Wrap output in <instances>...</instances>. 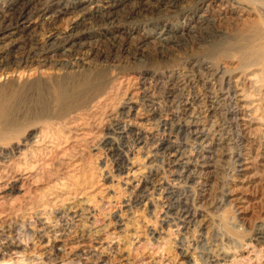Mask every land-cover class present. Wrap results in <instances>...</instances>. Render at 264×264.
Segmentation results:
<instances>
[{"label":"rangeland","instance_id":"obj_1","mask_svg":"<svg viewBox=\"0 0 264 264\" xmlns=\"http://www.w3.org/2000/svg\"><path fill=\"white\" fill-rule=\"evenodd\" d=\"M10 1L0 0V6L7 8ZM165 1L171 3L174 0ZM251 1L240 0L250 7L244 6L246 9L239 8L234 0H215L209 6L196 0H183L176 9H172L173 13L164 7L151 8V14L147 17L132 22L122 21V33L117 34L118 44H121L118 53L111 47L113 35H104L96 24L90 25L94 33H89L87 41L92 43L95 50L101 49L104 54H108V58L104 62L92 64L93 78L87 91L74 92L65 107L56 108L59 119L55 123L60 125H57L55 132L63 136L61 150L52 154L50 157L54 159H51V154L45 151L47 148L40 147L31 153V145L19 144L21 146L18 145L17 150L20 155L27 152L28 157L34 154L39 158L48 154L42 164L44 167L40 165L30 171L27 170L29 166L24 165L31 163L30 157L23 160V156L16 153L19 157L15 155L10 163L12 166L8 165V168L1 164L0 158V181L2 185L6 183L5 190L8 188L4 193L0 191V244L13 242L21 245L17 250L19 254L4 258L0 256V264L7 259H10V264L20 258L32 261L38 256L45 264H203L207 259L206 253L218 255L222 250L229 252V258L227 261L219 259L217 264H264V242L258 244L254 241L256 229L264 225V139L256 138L252 143L241 140L239 128L232 124L234 118L226 114V109L232 107L230 104L225 105L224 111L206 114L208 100L214 96L212 93L218 94L224 85L219 76L215 85L208 83L205 77L220 71L223 60L233 57L238 60L240 53L235 47L241 40V45L249 44L256 38V43L251 44L259 45L264 40V11L257 10V5ZM199 15L204 17L206 23L194 24L196 29L190 31V19ZM78 20L77 16H64L57 25L60 33L70 31ZM165 26L173 29L172 35L176 40L162 49L157 33ZM36 27L28 33L32 32L40 44L47 42L50 36L47 24H38ZM212 34L217 36L216 39H211ZM220 34L224 36L219 38ZM214 41L215 44L220 42L227 45L228 42L236 46L226 57V54L216 52ZM60 59L65 60L64 57ZM194 64L203 66L204 80L191 85L187 80L192 78L191 68L195 67ZM64 74V70L55 66L21 68L15 73L0 75V87H4L6 81L12 80L18 85L38 77L57 79ZM170 81L188 84L180 85V90L171 97L167 93ZM131 98L139 101L137 110L140 109V116L145 119L147 133L146 144L138 150L136 160L146 172L158 173L159 181L171 179L167 173L166 158L157 151L156 146L170 134L171 127H174L172 125L176 127L187 119L191 120L184 114L185 103L192 108L190 112L196 110L193 112L194 119L207 125L214 139L206 154L209 158L207 168L200 180L175 182L177 198L172 201L174 205L184 203L199 214L198 221L189 225L188 229L177 223L173 211L167 213L171 201H166L161 191L152 193V207L131 209L130 194L122 183L123 177H117L113 157L106 150L105 142L108 138L119 141L115 133L116 125L123 120V107ZM224 98L222 94V102ZM33 123L35 125H30ZM39 125L38 120L29 119L27 126L34 127L23 137L38 132L43 124ZM37 126L39 128L34 129ZM178 140L188 144V151L197 150L185 133H179ZM239 155L251 162V169L240 177L236 173ZM56 158H59L58 161ZM15 179L21 180L18 185L23 190L9 194L10 184ZM87 194L93 198L95 214L88 220L84 219L83 223L86 226L93 224L92 232L97 229H103V232L94 233L90 242L78 243L83 225L73 219L74 214L71 212L74 210L70 208H80V197L84 198ZM43 208L46 211L43 210L46 213L44 217L50 221L53 231L47 233L46 238L39 239L36 233L40 228V220L36 212L39 213ZM118 218L127 224L126 227L117 225ZM170 218L171 222L163 226V221ZM87 221L91 222L87 224ZM62 224L68 225L66 229ZM151 230H163L164 233L153 240L149 235ZM98 237L103 240L102 244L97 243ZM55 238L64 241L60 244L64 257L57 261L50 256L52 251L48 247L49 240ZM200 240L204 241L203 245L194 249ZM113 241L117 243L113 245ZM232 242H238L242 250L238 252L232 249ZM182 245L189 247L187 257L180 256ZM86 251L89 252L87 256L83 253ZM78 255L81 256L75 257Z\"/></svg>","mask_w":264,"mask_h":264},{"label":"bare ground","instance_id":"obj_2","mask_svg":"<svg viewBox=\"0 0 264 264\" xmlns=\"http://www.w3.org/2000/svg\"><path fill=\"white\" fill-rule=\"evenodd\" d=\"M164 1L165 0H75V2L73 1V3H70L69 0H11L7 8L0 6V75H6L9 72L15 73L21 68L27 69L31 66L60 67L65 73L63 77L57 79L54 78L55 80H47L46 78L38 77L30 82L27 81L18 85H16L15 82L12 83L11 80L9 82L6 81V85L3 83L4 87H0V158L2 165H7V168L9 167L8 165L12 166L10 163L12 159L19 154L17 146L21 143H23L24 146L31 145L30 147L33 148L29 150L31 153L40 147L47 148L45 151L51 154L49 155V158L51 159H54L50 157L53 156L52 154L61 150V138L63 136L60 137L61 135L59 134V136L57 135L58 133L55 132L57 125H60L55 123V120L57 121V119H59V116L56 114V108L59 109L65 107L69 103V100H71L74 92L78 93L87 91L91 86V78H93L91 68H93V65L96 62L101 63L108 58V54H104V51L101 49H99V51L95 50L92 43L87 41L89 33H94L91 32L93 28L90 25L96 24L97 27H99V31H102L101 33H104V35H106V33H108V35H113L110 39L112 44L111 47L113 51L118 53V49H121V44H118L119 36L117 34L122 33V21L132 22L135 19L147 17L148 14H151L150 9L155 7L158 9L163 7L168 8V12L173 13L174 11H172V9H176L177 4L183 0L170 1L171 3H167L166 1L165 3ZM196 1L202 3V5L207 3L206 5L209 6V4L215 0ZM234 1L238 4L239 8H245L244 6L250 8L248 4H242L240 0ZM251 2L252 4L257 5V10L260 9L264 11V0H252ZM67 15L77 16L79 20L72 25L73 27L70 31L60 33V29H58L59 27H57V25L61 19ZM189 22H191L188 25L191 29L190 31L194 28L196 29V25L194 24L200 25L206 23L204 22V17L202 15L193 17ZM38 24L40 26L47 24L50 29V36L47 38V42L45 41L43 44H40L36 40L32 32L28 33L37 28L36 25L38 26ZM172 33H174L173 29L167 26L157 33V40L162 49L167 48V45L175 42L176 37L173 36ZM223 36L220 34L218 37L220 38ZM216 37V35L214 36L212 34L211 39H216ZM261 39L259 41H261ZM255 40H257V38ZM255 40L252 42H255ZM237 42L239 43V41ZM213 43L215 44V41ZM251 43H242L240 46L238 44L237 48L235 47L237 52L240 53L239 57H237L238 60L234 59L235 57L223 60L220 71H217L214 74H209L208 76L206 75L207 77H205L206 79L208 78V83L215 85V81H218L216 78L219 76V79L222 80L224 85V88L219 91L218 94L212 93L214 91L211 92L214 96L210 97L208 100L206 114L210 115V113H219L224 111L226 104L232 105L228 110L226 109V114L227 116L229 115L234 118L232 124L239 128V132H241V140L244 143L253 142V139L256 138L264 139V40L261 41L259 45H256V42L253 44ZM226 44L227 45L220 44L219 42L215 44L216 46L214 45L215 48H213L217 50V53L220 52V54L227 55V53L231 52L236 45L233 46V44H228V42ZM113 46L117 48L114 49ZM228 55L226 57H229ZM61 57H64L65 60L62 61L60 59ZM194 66L195 67L191 68L192 78L187 80L191 85H195L196 82L204 80V73L201 70L203 66H197L196 64H194ZM76 68H78V71ZM81 71H83V73ZM174 81H170L167 88V93L171 97L174 96L176 91L180 90V85L188 84L183 81ZM222 94L225 96V98L222 99L223 102L221 101ZM138 104V100L131 98L125 107H123V120L116 125L115 132L119 136V143L108 138L105 142V147H107L106 150H108L113 157L112 162L116 172H118L117 177H123L122 183L130 194L131 209L152 207L153 202L150 198L152 197V193L154 194L161 191V193L165 195L166 201H171V204L169 203L170 206L168 205L167 213L173 211V215H175L178 220L177 223L185 227L184 229H188L187 227H189V225L198 221L199 214L194 208H191L184 203L179 202L174 205L172 201L177 198L175 182L188 183L200 180L203 172L207 168V159L209 158L206 154L208 153V149L211 148L214 139L206 128L207 125L202 124L203 122L200 123L198 121L199 119L195 120L196 118L193 112L196 110L193 109L194 111L190 112L192 108L190 109L189 104L185 103L183 106L184 109L181 108L183 109L184 114L188 115L191 120L187 119L176 127L175 125H172L175 128L171 127L170 134H168L167 137H164V139L161 138L162 140L156 146L157 151L161 152V154L165 156L164 158H166L167 173L171 179L170 181H159L160 179L157 180L158 173L151 171L146 172L136 160L138 150L141 149V147H144L147 139L145 123L143 121L145 119L141 118L139 113L140 109L137 110ZM29 119L38 120V123L43 125L38 132L35 131V134L34 132L28 133L24 138L23 136H25L27 131L32 127L27 126ZM30 125H35V123ZM36 128L39 127L37 126L34 129ZM179 133H185L187 139H190L195 144L197 150L194 152L188 151V144L182 140H178ZM16 153L18 154L16 155ZM27 154V152H22L21 155L24 159L21 158L23 160H25V158L26 160L29 159L30 156L28 157ZM21 155L19 154V156ZM47 155L48 154L45 153L44 156L41 155V157L37 158L32 154L29 159L31 160V163L25 161L27 163L24 165L29 166L27 169L29 171L30 169L39 168L40 165L43 166L42 164H44ZM61 157L62 156L59 158ZM238 158L239 165L236 173L237 176L240 177L245 175L251 169V162L246 158L242 159L240 155ZM36 159L37 161H35ZM49 166L50 165L48 164V167ZM17 169L19 170V166ZM14 172L17 171L14 170ZM20 181L15 179L12 182L10 180V183L12 182V184H10L11 188L9 194L13 192L18 193L23 190L22 187L18 185ZM5 184L2 185L0 181V191H2V193L8 189L5 190ZM8 185L9 184H7V187ZM63 190L65 191V189ZM93 202L92 196L88 197L87 194V196L84 195V198L80 197L78 204L80 208H77L76 206L70 208L71 211L74 210L71 212L74 214L73 219L76 220V222L80 221L83 225V230L81 231L82 233L79 237L78 243H85L86 241L90 242L94 233L101 234L103 232V229H95L96 231L92 232L91 227L93 224H88L91 221H87V226L83 223L84 219L88 220L95 214V209H93L92 206ZM43 210L44 208L39 213L36 212L40 218H38V220H40V228L38 233H36L39 239L46 238V234L52 233L53 231V227L49 223L50 221L44 217L46 211L44 210V212ZM167 217L169 216L167 215ZM171 220L172 219L170 218L167 221H163L162 225L169 224ZM62 225L64 226V229L68 226L64 224ZM117 225L122 228L124 226L126 227L127 224L122 223V220L119 219ZM163 233V230L160 232L151 230L149 235L151 236V239L157 240V236ZM96 240L97 243L100 244L103 242L99 237ZM116 241H113L112 244L115 245L117 243ZM254 241L258 244L264 242V225H261L256 229ZM62 242L64 241H61L60 238H55L48 242V247H50L49 251H52L50 256L56 261L57 259H62L64 257L62 255V250H60V244L62 245ZM203 242L204 241L200 240L197 243L198 247L194 249L201 248ZM231 244L232 249H235L238 252L242 250V246H240L238 242H232ZM20 248L21 245L13 242H5V244H0V256L4 258L11 254H19L17 250ZM116 248L117 247H115V249ZM188 249L189 247L182 245L180 247V256L187 257ZM83 253L86 255L89 252L86 251ZM81 255L75 257H80ZM206 255L207 259L203 264H217V262L219 263V259L227 261L229 258V252L226 250H222L220 253L218 252V255L207 253ZM200 258L202 259V257ZM20 259H17L19 261H15L13 264H45V261L40 256L32 261L25 259H21L23 260L21 261ZM104 260L102 262H104ZM9 262H11L10 259H7V261L4 260L2 264H10Z\"/></svg>","mask_w":264,"mask_h":264}]
</instances>
